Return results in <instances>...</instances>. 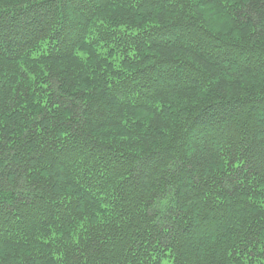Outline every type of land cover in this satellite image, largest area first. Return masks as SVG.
Masks as SVG:
<instances>
[{
    "label": "trees",
    "instance_id": "16d2710c",
    "mask_svg": "<svg viewBox=\"0 0 264 264\" xmlns=\"http://www.w3.org/2000/svg\"><path fill=\"white\" fill-rule=\"evenodd\" d=\"M0 264H264V0H0Z\"/></svg>",
    "mask_w": 264,
    "mask_h": 264
}]
</instances>
